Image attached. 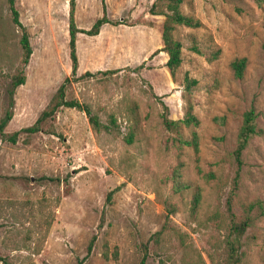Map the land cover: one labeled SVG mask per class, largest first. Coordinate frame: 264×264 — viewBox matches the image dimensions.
<instances>
[{
	"label": "rangeland",
	"instance_id": "1",
	"mask_svg": "<svg viewBox=\"0 0 264 264\" xmlns=\"http://www.w3.org/2000/svg\"><path fill=\"white\" fill-rule=\"evenodd\" d=\"M153 1L75 0L79 27L88 28L104 9L108 19L123 22L102 24L98 35L76 33V74L118 69L66 84V98L89 105L111 131L96 133L84 111L59 107L42 129L20 132L16 142L0 132V264H136L144 243L147 264H211L209 254L223 261L226 230L220 219L236 167L231 149L250 105L263 131L242 151L232 209L240 216L251 201L264 206V0H187L183 9L200 25L175 31L183 44L175 81L162 57L154 65L152 55L143 57L162 20L148 12ZM15 7L32 53L4 132L31 124L70 73L69 0H16ZM8 8L0 0V115L22 53L21 31ZM234 57L245 58L240 79L229 67ZM184 88L198 124L183 131L196 135L198 146H183L177 154L152 93L177 118ZM131 127L134 140L128 143L123 136ZM178 161L189 186L173 191L164 177ZM211 170L221 181L206 178ZM254 211L252 227L240 239V264H264V212L256 205ZM161 229L155 242L153 234ZM91 234L95 239L85 255Z\"/></svg>",
	"mask_w": 264,
	"mask_h": 264
},
{
	"label": "trees",
	"instance_id": "2",
	"mask_svg": "<svg viewBox=\"0 0 264 264\" xmlns=\"http://www.w3.org/2000/svg\"><path fill=\"white\" fill-rule=\"evenodd\" d=\"M8 2V10L11 15V20L17 27H19L21 31L20 36V46H21V58H20V66L14 72L9 75V84L6 88V102L3 107L2 114L0 115V132L6 135V139H9L13 142L17 141L18 135L20 132H36L43 128L42 122L53 116L54 112L59 107H75L81 109L86 114L88 123L94 132H99L101 130L110 132L111 127L109 124L103 123L98 118L97 114L91 111V108L86 103H82L77 100V98H66V84L70 82V80H74L81 77L92 76L96 72H104V73H114L118 68L115 69H96L95 71H91L88 69L83 70L81 73L76 74L77 68V48H76V40H77V32H84L89 35H94L98 33L100 26L104 23H108L110 25H115L118 23H123L121 20H110L105 16V9L102 14L96 17L92 24L88 28H82L75 24L73 17V9L75 8V0H69V9L67 16V34L69 35V54L68 58L70 61V73L66 76L63 82L57 87L51 98L44 105V107L39 111L38 115L34 119V121L27 125L26 127L12 132H4V128L7 125V121L10 119L12 115V107H13V98L15 94L16 88L25 82L23 67L25 66L27 59L32 53V46L29 40V35L25 29V27L18 20V13L15 7L16 0H6ZM187 0H154L149 7V14L151 15H162V20L160 24V33L162 39V45L160 48L156 49L151 55L158 54L160 50H163L167 53L166 59L164 61V65L166 66L170 77L175 81V72L181 61L182 56V41L176 34V29L179 26L186 27H198L200 22L197 18H195L191 13L186 12L183 9V5ZM261 27L263 32V39L261 42L262 49L264 51V13L262 15ZM193 49L196 52L198 51L197 47L193 46ZM150 55V56H151ZM216 55V52L213 53ZM143 64L140 62L135 66V68L142 67ZM245 66V58L244 57H234L229 61V67L232 71L233 76L238 77V79L242 78L243 69ZM189 79L186 77V87H189ZM193 81V79H192ZM194 82V81H193ZM153 96L157 99L158 103L161 105V111L159 114L160 123H162L163 127L169 130L172 134L169 136L171 143L178 150L177 154L181 151L183 146H191L193 150L197 149L198 139L196 135L192 137H187L184 134L183 129L185 127L196 126L197 118L193 113L190 100L187 97L186 88L182 91V96L184 101L183 105V113L182 116L177 118H172L168 115V106L164 103L162 96L152 93ZM257 112L255 111L252 105L249 106L246 110H244L241 114L240 126L236 135V143L235 146L231 149V154L233 155V162L235 164V172L230 179V188L226 191L225 196L223 198V217L220 219L222 227L226 230L225 235L222 236L223 242V251L224 258L223 261L216 262L215 258L208 255L210 258L211 264H240L243 258V251L241 248L240 239L243 236H247V230L252 227L253 220L255 218V205L260 209V211L264 212V206L260 201L253 202L251 201L247 205V212L241 215H237L236 212L232 209L233 200L235 199V191L238 188V180L241 170V154L244 148L248 145L249 141L256 134H260L263 129L259 126L258 121L256 120ZM110 124H114V120L109 119ZM48 132L55 133L53 128H49ZM126 142L130 143L134 140V132L133 128L127 132L124 136ZM181 162L178 161L174 166L173 170L170 174L164 177V180L171 179L173 185V191H178L185 189L189 186L186 182H184L180 176L181 173L179 171V167ZM207 179H216L219 178L214 171H209L206 174ZM51 179H58L57 177H51ZM59 180V179H58ZM220 180V178H219ZM221 181V180H220ZM225 181V180H224ZM120 184L117 185L114 189H111L106 194V200L110 198V195L113 191L118 189ZM197 203V196L194 195L191 199L190 207L193 209ZM170 211H173V208H169ZM163 229V228H162ZM162 229L153 234L154 241L158 242L159 234L162 233ZM95 239V235L91 234L86 244V252L87 255L90 252L92 243ZM141 258L136 264H147V249L146 244L141 245ZM0 259L4 260V258L0 255ZM82 259V258H81Z\"/></svg>",
	"mask_w": 264,
	"mask_h": 264
},
{
	"label": "crops",
	"instance_id": "3",
	"mask_svg": "<svg viewBox=\"0 0 264 264\" xmlns=\"http://www.w3.org/2000/svg\"><path fill=\"white\" fill-rule=\"evenodd\" d=\"M158 15H151V16H158ZM148 28H149V30H152L151 26H148ZM98 33H99V31H98ZM156 33L157 34H156V39L154 40V43H150V45L148 44L147 49H146L147 50V54L144 55L143 57H147V55L150 57V55L156 49L160 48V46L162 45V39H161V33H160V25H159L158 31H156ZM94 35H98V34L96 33ZM149 52H151V53H149ZM166 56H167V53L165 51H163V50H160V52L158 54H155V55L151 56V59L149 60V62H150L149 64H152V65L156 64V62L159 59V57H162L163 61H165Z\"/></svg>",
	"mask_w": 264,
	"mask_h": 264
}]
</instances>
